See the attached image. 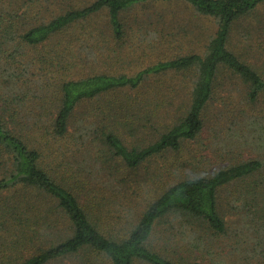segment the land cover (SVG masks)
<instances>
[{"label": "trees", "instance_id": "obj_1", "mask_svg": "<svg viewBox=\"0 0 264 264\" xmlns=\"http://www.w3.org/2000/svg\"><path fill=\"white\" fill-rule=\"evenodd\" d=\"M178 5L212 24L196 49L174 51L165 15ZM262 5L0 0V264H197L177 237L194 253L198 238L228 231L264 252V69L249 42L264 35L251 24ZM101 13L116 45L136 38L159 59L81 75L104 36L83 24ZM209 113L224 148L216 164L188 150ZM157 157L173 176L156 185Z\"/></svg>", "mask_w": 264, "mask_h": 264}, {"label": "rangeland", "instance_id": "obj_2", "mask_svg": "<svg viewBox=\"0 0 264 264\" xmlns=\"http://www.w3.org/2000/svg\"><path fill=\"white\" fill-rule=\"evenodd\" d=\"M74 1L80 4H86L89 3L91 0ZM140 12L142 13V11ZM255 14L256 15L252 19L251 24L259 23L263 25L264 5L260 6ZM165 23L167 25V28H169L178 35V41H175L176 50H174L177 52H179L177 48L196 49L198 46L203 44L204 40L207 37V34L211 31V29H213L212 24L209 22V20H201L196 18L191 14L189 10L184 9L182 5L174 7L173 10H171L170 8L167 9L165 15ZM86 24L90 26L94 33H101V31H104L103 38L97 42L101 44L103 49L96 50L94 48V54L91 55V57H89L87 60H85L82 66L80 67L81 75L106 72H124L126 74H133L153 64L155 60L159 59L157 52L154 51V49H144L143 46L139 48L140 42L139 39L136 38H133L132 40L129 39L128 43L116 45L111 38L105 35L106 32L104 25H106V22L104 13L95 16L90 21H88V23L83 24V26ZM73 33H75V36H77L76 33H80V30H76ZM62 35H60L57 40L62 41L63 39H65L64 36H66L67 34ZM74 39L75 38L73 37V40ZM249 42L252 45L253 49H255L254 52L251 53V56L250 52H248L251 60L257 66L262 67L264 69V35H262V33L260 32L257 33L255 31H252L250 34ZM79 44L81 46L85 45V48L87 49V45L89 44L93 46L94 42L92 41V39L87 40L86 43L73 42L74 47H76L77 49L79 48ZM260 44L261 47L257 48L256 45ZM171 78V75L162 78V81H164L165 84L164 86L158 87V99L162 100L164 98L163 95L168 94V91L166 89L174 83V81H169L171 80ZM149 84L152 83L149 81L145 83L144 86H148ZM153 86H148L146 88V91H152ZM154 97L155 95L154 93H152L150 94L149 99L151 100ZM158 99H154L152 101H156ZM218 106V103L215 104V107L218 108ZM210 112L215 113V116H217L215 108H213V110ZM212 113H209V118H207L204 130L200 134V136L196 140L188 143V150H190L192 153L198 152L197 157L202 154H207L208 156H211L210 160L208 159V162L210 164H216L221 161V158H218L216 162H212L214 159L213 156H215L214 154H216V152H222L224 148L220 147L221 139L218 138L217 133H214L215 125ZM224 153H227V151ZM246 157L247 155H244V158ZM159 158L162 157H157L155 158V160L153 159L154 161L152 160L153 162L151 161V163H153L152 168L155 169L156 167L159 170L157 178H154V183L156 185L159 182L170 181L173 176L172 171L164 169L166 162H163V160ZM228 163L229 162L223 164L226 165ZM152 168L147 170V172L152 174ZM174 169L177 170L178 167H175ZM242 209L243 208H241V211ZM238 217H241L240 214H235V217H233V219H237ZM230 227L233 230L235 229V225L231 224ZM253 237L254 236L251 234L250 240L246 239L243 241H238L235 232L232 231H228L227 234L221 237H215L210 234L206 239L202 237L201 239L198 238L195 241L198 247L193 248L194 253L186 251L187 244L185 241L179 240L178 238L180 237H177L175 243L180 244V248H178L177 253L183 256L193 257V261L197 264H250L254 262H256L255 264H264V252L260 246H256ZM171 246H173L174 248L175 244L173 243V245Z\"/></svg>", "mask_w": 264, "mask_h": 264}]
</instances>
